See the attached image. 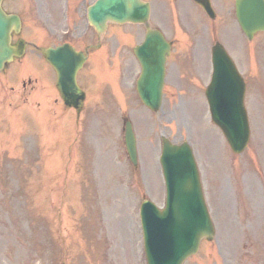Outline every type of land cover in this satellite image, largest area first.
<instances>
[{"label":"rangeland","instance_id":"rangeland-1","mask_svg":"<svg viewBox=\"0 0 264 264\" xmlns=\"http://www.w3.org/2000/svg\"><path fill=\"white\" fill-rule=\"evenodd\" d=\"M37 1H5L8 10L24 17L16 39L50 44L66 28L70 35L85 30L82 12L76 8L78 16L71 22L59 16L57 6L58 14L48 11L36 17L32 13ZM38 26L45 31L40 33ZM228 34L247 82L252 128L251 140L240 154L231 151L209 116L204 98L209 61L198 54L199 59L189 64L194 54L179 43L168 66L162 111L154 114L137 101L131 80L134 71L130 72L129 96L127 101L116 100L121 106L116 104L120 110L116 116L114 108L101 107L98 97L92 96L86 109H101L97 115L83 116L86 124H74L78 139L71 154V141L61 142L70 116L59 114V121L48 114L53 88L49 86L45 99L49 111L41 112L34 97L41 88L32 69L36 92L24 101L28 103L20 95L22 80L30 70L21 67L34 64L38 54L34 59L29 53L34 51L29 50L23 60L6 65L0 72V264H118L120 258L123 264L129 262L141 236L137 213L141 201L151 198L163 204L159 162L163 134L175 142L189 140L194 146L217 236L225 243L236 242L240 264H264V243H260L264 242V33L249 40L230 21ZM109 45L111 50L116 48V44ZM85 69L89 71L90 66ZM86 86L92 94V86ZM31 103L38 114L22 112V104ZM126 119L133 122L138 138V166L127 155ZM248 211L252 221H242ZM213 256H217L215 251Z\"/></svg>","mask_w":264,"mask_h":264},{"label":"water","instance_id":"water-1","mask_svg":"<svg viewBox=\"0 0 264 264\" xmlns=\"http://www.w3.org/2000/svg\"><path fill=\"white\" fill-rule=\"evenodd\" d=\"M0 0V69L13 56H22L24 43L11 45L12 31L19 32L21 21L17 15H7ZM203 3V2H202ZM204 4V3H203ZM239 23L249 38L264 30V0H237ZM149 5L141 0H98L90 9L89 19L99 29L104 18L117 22L146 20ZM47 60L59 70L58 86L67 103L80 109L84 94L75 80L82 65L80 54L64 50L43 49ZM60 51V52H59ZM169 46L159 33L149 32L143 46L136 49L143 73L138 91L143 102L154 110L161 104L164 81V57ZM63 57V58H62ZM214 83L207 94L212 115L224 130L232 148L241 151L249 139L247 115L243 105L244 85L234 72L228 57L216 53ZM126 145L131 160L137 162L136 138L130 122L126 127ZM163 164L168 196L164 210L149 201L141 208L146 247L150 264H182L197 251L203 236L212 237L214 229L208 214L200 173L192 150L187 143L174 145L163 140Z\"/></svg>","mask_w":264,"mask_h":264},{"label":"flooded vegetation","instance_id":"flooded-vegetation-1","mask_svg":"<svg viewBox=\"0 0 264 264\" xmlns=\"http://www.w3.org/2000/svg\"><path fill=\"white\" fill-rule=\"evenodd\" d=\"M78 0H72L75 2ZM86 1V0H84ZM149 1V0H148ZM193 0H151L152 9H151V21H156L159 25L161 24L164 26L163 28L166 31V36L169 41H180L187 44V49L192 50L194 48L205 50L206 42L204 43L203 39L206 37V33L211 34L214 41H217L218 38L227 36V30L225 29V25H223L222 29H219L218 24H223L225 22L226 15L222 12H218V9L214 6V0L212 1V5L214 7V17H212L206 10H204L201 6H199V16H195L193 14V9L191 8V3ZM76 7H72L69 10V14L72 16H76L77 13L74 12ZM50 11V14H56L54 10V6L52 3H49L47 0H40L37 1L36 6V14L39 17L45 16ZM230 13V12H229ZM203 19L207 21L208 24H204ZM220 18V22L218 21ZM196 19H199L195 22ZM180 26L181 30L178 32H170L168 26L171 25ZM196 23V25H195ZM227 23V22H226ZM197 24L199 25V31H197ZM155 27L154 23L152 24ZM107 34L105 33L103 36H98L95 43L90 41V38L87 34V31H83L82 33L73 34L68 38H60L57 39L55 45L70 42L79 50H83L88 56V62L91 61L93 67L99 66L101 70H105L106 66V46L108 45V41L105 40ZM41 69H44L41 68ZM100 70V72H101ZM54 77L57 81L56 72L52 71ZM105 73V72H104ZM47 71H44V75H47ZM108 78L105 76L101 77L102 81L107 80ZM112 80V79H110ZM78 82L85 90L87 89L86 84H90L93 89L97 88L98 83L94 77H89L82 75L79 73L78 75ZM26 83H24V87H26ZM86 91V90H85ZM87 96V92H86ZM204 245V246H203ZM202 245L203 250L205 251L206 256H210L212 250L215 248V244L208 242H204ZM214 245V246H213ZM226 258L228 259L227 264H232V250L230 247H225ZM202 255V253H201ZM202 258L205 257L204 255L201 256ZM206 261V260H204ZM207 262V261H206ZM138 264H147L146 261L137 262ZM203 260L196 261L195 264H202Z\"/></svg>","mask_w":264,"mask_h":264}]
</instances>
